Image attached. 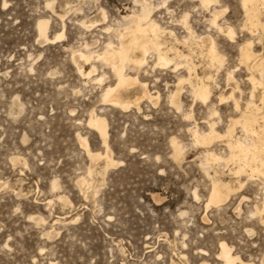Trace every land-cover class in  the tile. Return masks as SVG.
I'll return each mask as SVG.
<instances>
[{"label":"rangeland","instance_id":"374dc122","mask_svg":"<svg viewBox=\"0 0 264 264\" xmlns=\"http://www.w3.org/2000/svg\"><path fill=\"white\" fill-rule=\"evenodd\" d=\"M136 7L135 0H0V264H224L222 241L244 260L264 264V212L251 215L264 202V173L248 168L237 177L214 162L207 171V147L191 131L208 130L213 104L220 132L238 115L232 101L218 104L219 95L236 84L228 82L230 70L242 105L252 90L260 100L263 87L254 88L250 76L262 75L242 60L240 45L252 40L264 57V4L262 24L252 33L241 1L220 0L225 12L218 22L232 25L234 38L211 25L214 7L199 0H170L157 9L154 18L179 38L167 34V44L189 53L196 64L193 81L213 76L212 103L195 101L189 81L178 85L188 76L183 63L155 65L156 55L149 54L144 68L127 72L137 74L156 98L134 86L122 91L132 102L124 109L103 101L105 88L117 82L112 67L74 52L86 43L98 53L110 40L117 44L123 15ZM186 13L200 37L189 44L181 20ZM41 19L48 21L52 41L40 36ZM209 36L224 59L219 67L201 54V38L207 44ZM93 64L92 78L79 73L78 66ZM102 75L103 82L95 79ZM177 88L179 106L171 101ZM92 113L108 122L114 165H108L102 137L89 124ZM235 131L241 133L240 127ZM85 139L92 154L102 156L90 155ZM210 149L229 153L222 138ZM215 169L234 191L226 202L207 207ZM83 178L87 182L80 184ZM243 196L249 198L238 210Z\"/></svg>","mask_w":264,"mask_h":264},{"label":"bare ground","instance_id":"6f19581e","mask_svg":"<svg viewBox=\"0 0 264 264\" xmlns=\"http://www.w3.org/2000/svg\"><path fill=\"white\" fill-rule=\"evenodd\" d=\"M5 1L6 0H4V2ZM169 1L170 0H160L155 3L153 0H135L137 7L131 14L125 16L123 15V19L125 20L124 26L121 28L120 26L122 25H119V28L121 29L118 28L115 31L118 39L117 44H114L113 41L110 40L106 43L104 50L101 53H98L96 50H92V47L90 48L89 43H86L84 45L85 50L82 48L74 52V56L79 55L80 58L84 59L86 62H89L90 60L97 57L98 60H102L104 63L112 67L117 78V82L116 84L108 85L105 88L103 93L104 102H108L114 106L124 109L131 107L132 102L126 100L122 96V91H127L134 86L139 87L142 90L141 93L143 92V96L150 98V100L156 98L150 92L147 83L140 81L137 74L131 75L127 72L128 68L139 72L142 68H144L143 66L148 64V55L152 54L156 55L155 65L167 66L171 62H174L177 68L180 63H183L188 71V76L181 77L178 81V85L184 81H189L195 101L198 100L204 104L212 103L213 90L211 81H213V76L208 75L198 77V79H196L197 81L194 82L193 77L198 76L196 71L197 67L196 64L192 62L190 54L186 53L173 44H167L168 39L165 40L167 38V34L170 37L173 36L176 40H179V38L173 30L164 28L156 20V18H154V12L163 6L168 7ZM199 1L200 5L204 7H214L211 12V18L209 19L211 25L214 26L218 31L226 33L228 37L234 38L235 30L233 27H231L232 25L229 26L227 24L226 27H224L222 26V23H219L220 21L218 22L220 15L225 12L224 10L218 8L220 0ZM240 1L246 12V26L253 33L259 29L260 25L262 24L259 16V5L260 3L264 4V0ZM181 20L188 30V35L184 37V43L189 44L191 43L192 39H199L200 37L198 34L196 35L192 25L189 23L187 13L184 14ZM47 25L48 21L42 19L39 21L38 28L40 31V36L45 38L47 41H52L53 39L49 38L47 35ZM61 36H63V34L58 35L57 38ZM201 39V43L203 45L201 54L209 59L212 66H221L224 59L221 55L222 53H220L217 48V43L215 39H213V36H209V42L207 43L208 45L205 43L203 38ZM179 43L180 42H178V44ZM252 46L253 41L247 40L244 44L240 45V53L242 60L248 63L250 68L259 70L262 75L261 78H256L253 73H251L250 76L254 88L260 85L263 87L260 100L255 98V91L252 90L250 91L251 93L249 95V99L243 106L239 97L236 96L235 93L236 90L240 91V85L238 86V82L233 75V71L230 70L231 72L229 71L227 77L228 82L233 80L236 82V84L228 95H224L222 93L219 95L218 104L221 105L228 101H232L234 111L238 112V115L229 119L225 132H220L217 128L220 120H214L215 116L219 117L220 113L217 110L218 107L216 108L213 104L209 107L210 114L208 116V120L206 121L208 130L205 131L203 129L200 130L199 128H191L196 143L207 147L203 153V162L206 164L207 171V165H210L212 162H214L218 164L223 163L226 166L228 174H237V177L243 172L247 171L248 168L253 172L264 173V57H259L260 54H256L253 49L254 47ZM78 70L81 75L91 77L96 71V65L93 64L90 69H86L84 66H78ZM95 79L99 82H103L105 77L102 75L96 77ZM180 90V88H177L175 93L171 95L172 103L176 104L177 106H179L180 103ZM218 119L221 118L219 117ZM89 124L95 128L102 137L103 145L107 148L106 156L109 162L108 165H114L115 160L111 157L110 151L108 149L109 125L106 118L99 116L96 113H92ZM237 126L240 127L241 131L239 134L235 131ZM219 138H222L223 141H226V147L228 148L229 153L222 155L215 152V150L213 151L210 149V146H212V144ZM83 142L90 155L97 157L102 156L100 153L95 154L94 152V154H92L88 141L85 139ZM172 144L176 155H180L182 153V147L179 142L176 139H173ZM229 162L234 163V166L230 167ZM218 173L219 170L215 169L214 175L212 176V189L209 194L208 203L206 205L207 207H209L212 203L220 204L226 202L234 191V188L231 185L232 182L230 183L224 181L220 178V176H218ZM79 182L80 184H84L87 182V180L83 178ZM238 182L239 188H242L243 182L240 180H238ZM195 196H197L196 191ZM248 198L247 196H243L241 198L240 203L237 206L238 210H241V202L243 200H248ZM263 212L264 202L256 205L254 211H251V215H262ZM260 219L262 222H264V218L262 216H260ZM220 248L221 250L219 253V258L224 262V264H255L254 262L244 260L239 254L233 253L232 247L225 241L221 242Z\"/></svg>","mask_w":264,"mask_h":264}]
</instances>
